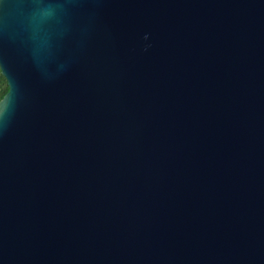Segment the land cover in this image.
I'll list each match as a JSON object with an SVG mask.
<instances>
[{"label": "water", "instance_id": "water-1", "mask_svg": "<svg viewBox=\"0 0 264 264\" xmlns=\"http://www.w3.org/2000/svg\"><path fill=\"white\" fill-rule=\"evenodd\" d=\"M0 264H264V0H0Z\"/></svg>", "mask_w": 264, "mask_h": 264}, {"label": "trees", "instance_id": "trees-1", "mask_svg": "<svg viewBox=\"0 0 264 264\" xmlns=\"http://www.w3.org/2000/svg\"><path fill=\"white\" fill-rule=\"evenodd\" d=\"M1 80L5 81V79L3 78L0 72V81ZM8 91H9V87H7V89L4 92L0 91V101L4 98V96L8 93Z\"/></svg>", "mask_w": 264, "mask_h": 264}, {"label": "rangeland", "instance_id": "rangeland-1", "mask_svg": "<svg viewBox=\"0 0 264 264\" xmlns=\"http://www.w3.org/2000/svg\"><path fill=\"white\" fill-rule=\"evenodd\" d=\"M8 87L7 81L1 80L0 81V91L4 92Z\"/></svg>", "mask_w": 264, "mask_h": 264}]
</instances>
